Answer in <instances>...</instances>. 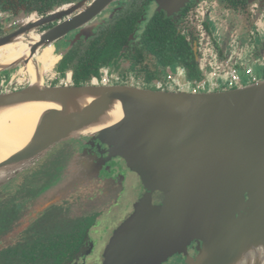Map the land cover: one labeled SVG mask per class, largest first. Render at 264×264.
Wrapping results in <instances>:
<instances>
[{
  "label": "flooded vegetation",
  "instance_id": "flooded-vegetation-1",
  "mask_svg": "<svg viewBox=\"0 0 264 264\" xmlns=\"http://www.w3.org/2000/svg\"><path fill=\"white\" fill-rule=\"evenodd\" d=\"M79 1L26 0V5L19 7L0 0V38L12 35L15 39L13 34L23 30L16 37L20 36L26 45L76 13L41 22L43 19ZM248 4L254 11L264 10V0L113 1L103 10L107 17L93 35L82 39L79 27L69 30L39 49L35 58H43L39 62L40 70L48 86L117 85L184 92V87L176 81L178 77L194 91L199 82L215 81L219 73L225 72L226 82L239 87L259 81L251 65L244 67L249 78L242 81L238 74L236 66L247 61L248 53L254 61L262 59L258 65L264 69V41L260 43L258 56L250 50L244 57L227 51L230 43L237 41L231 29L238 28L239 23L240 26L251 23L250 18L255 17L250 16ZM231 16L235 20L229 21ZM239 38H243L246 45L249 43L248 35ZM10 45L12 40L0 48L2 60L20 49L8 53ZM184 46L185 53L191 55L197 76H191L193 70L175 59ZM165 57L170 58L166 61ZM208 67L212 69L210 76L206 72ZM28 79L25 68L1 72L0 92L23 89ZM219 82L222 87L215 89L217 91L234 89H225V82ZM212 84L217 87L216 82ZM214 147L206 149L209 156L216 157L220 153L212 154ZM79 156H87L92 167L93 163L101 164L102 170L95 169V182L78 187L55 204L35 209L38 195ZM259 162L261 159L251 167L252 179L259 177L255 175ZM175 173L174 169L133 165L97 137L82 136L62 142L0 188V210L9 213L8 222L0 229V251L16 249L13 264H122L132 238L156 226L164 214L183 201L175 188L160 184ZM118 179L122 180L123 190L118 189ZM257 191L256 184L243 190V206L248 208L251 195ZM183 196L190 203H202L205 198L201 193L191 194L190 191ZM127 208L130 213L109 221L107 228L99 230L103 219H113ZM241 213L245 210H236L235 218ZM205 244V237H199L162 264H198ZM38 254V258L32 257Z\"/></svg>",
  "mask_w": 264,
  "mask_h": 264
},
{
  "label": "water",
  "instance_id": "water-1",
  "mask_svg": "<svg viewBox=\"0 0 264 264\" xmlns=\"http://www.w3.org/2000/svg\"><path fill=\"white\" fill-rule=\"evenodd\" d=\"M113 1L80 0L43 19L41 22L76 13L40 34L37 46L29 44V59L0 65V73L21 70L27 64L41 69L35 58L39 49L90 21ZM22 31L13 34L15 38ZM13 39L12 35L0 38V47ZM42 78L43 72L38 85L27 80L23 89L1 91L0 104L92 92L98 96L65 115L42 112L28 144L0 164V187L58 144L82 136L97 137L133 165L174 169L176 173L160 184L175 188L183 198L160 223L132 238L122 264H162L202 236L206 244L198 264H260V252H264V80L225 91L191 93L117 85L48 86ZM99 100H115L121 118L96 132H77ZM211 146H216L212 154L220 151L216 157L206 152ZM259 159L255 166L259 177L252 179L251 167ZM95 171L84 156L71 160L38 195L36 209L55 204L82 184H89L95 176L89 174ZM254 184L258 191L251 195L247 208L241 203L242 192ZM188 191L201 193L204 202H188L183 196ZM239 208L245 213L236 219Z\"/></svg>",
  "mask_w": 264,
  "mask_h": 264
},
{
  "label": "bare ground",
  "instance_id": "bare-ground-1",
  "mask_svg": "<svg viewBox=\"0 0 264 264\" xmlns=\"http://www.w3.org/2000/svg\"><path fill=\"white\" fill-rule=\"evenodd\" d=\"M37 38L38 36L11 56L0 61V65H7L19 59H29L32 52L28 49V45L35 42ZM9 43L2 45L0 48L7 46ZM25 70L29 74L32 84H40V69L35 70L30 64H27ZM97 96L98 92H92L91 94H76L73 97L72 95H57L0 104V164L28 144L38 117L42 112L53 110L58 115H65L80 110L86 103L95 100ZM102 100L97 101V107L90 112L86 122L78 125H81L82 128L77 132L82 134L96 132L121 118L122 113L119 104L115 100ZM260 258V264H262L264 262V252H260Z\"/></svg>",
  "mask_w": 264,
  "mask_h": 264
},
{
  "label": "rangeland",
  "instance_id": "rangeland-1",
  "mask_svg": "<svg viewBox=\"0 0 264 264\" xmlns=\"http://www.w3.org/2000/svg\"><path fill=\"white\" fill-rule=\"evenodd\" d=\"M117 1V0H115ZM116 4V3H115ZM158 6L160 7V5L158 4ZM214 6H216V4H214ZM250 4H248L247 6V9H248V12L251 15H254L255 17H251L250 19L252 20L251 23L248 22L247 23H244L243 25L240 26V23H239V27L238 28H233L231 29L232 30V33L235 34V37H237V41L235 42H231L230 45L228 46V50L227 51H230L232 54H236L237 53V56L239 57H244L247 55V52L248 50H250L251 52L253 53H257L256 56H258V53L260 52V49H261V46H260V43L264 41V10L262 11V9L259 11L256 10L254 11L252 7H249ZM111 8V7H110ZM105 11V10H104ZM104 11L100 14H98L95 18H93L92 20L86 22L85 24H83L82 26H80L78 29H79V32H80V37H82V39H86L88 38L89 36L93 35V33L95 32V29L96 27L102 23V19L103 18H106L107 17V13H104ZM103 16V17H102ZM235 17L231 16L229 18V21L230 20H235L234 19ZM260 18V21H258V19ZM228 27V26H227ZM236 29L238 31V33H236ZM248 35L249 37V43L246 45L245 41L243 38H239L240 36L241 37H244ZM257 38H260V40L258 41ZM263 44V43H262ZM261 44V45H262ZM256 47H255V46ZM11 46H15L14 49H11L13 47ZM22 46H24V42H23V39L18 36L16 37L15 39L12 40V45L8 46V53H13L16 51L17 48H21ZM9 48L11 50H9ZM49 48V47H46V49ZM263 50V49H262ZM249 56H251L249 53H248ZM40 56V55H39ZM246 59L247 61H243L241 64L242 65H237L236 68L238 69V74L240 75L242 81L243 79H245L247 77V75L245 74L244 72V67L245 66H248V65H251L252 69L254 70L253 73L257 75L259 81L258 82H261L264 80V69L261 68L260 65H258V62L262 63V59L261 61H254V59L251 57H249ZM262 57V56H261ZM261 57H259L258 59H260ZM38 62L42 61L43 58L41 57H38L36 59ZM10 69H7L5 70L4 72L2 73H7ZM211 68H206V72L208 73V76H210V72H211ZM42 73V71H41ZM41 76V74H40ZM221 78V79H219ZM249 78V77H247ZM219 81H224V85H225V89H229V87H233V88H237L235 87L234 85H229L227 82H226V73L225 72H222V73H219V77L217 78ZM215 79V81H212V79L208 80L203 86L199 87L197 90H194L193 91V87H191V85H187L184 80L181 78V77H178V79L176 80L178 85L181 86V87H184L185 91L184 92H196V93H200V92H213V91H217L219 89H221L222 87V84L217 80ZM28 81H30V76H29V79ZM216 82L217 83V87H215L212 83ZM243 83V82H242ZM168 85H172L170 82H167ZM244 85H247L244 84ZM169 90H175L172 86H167ZM240 87V86H239ZM217 89V90H215ZM75 159V158H74ZM86 161H87V166L89 167L90 165H92L90 163V160L88 159V157L86 156ZM95 162V161H94ZM68 165V164H67ZM93 166L92 167L94 170L97 168L98 170H102V166L100 163H93ZM70 172H73V170L71 169ZM97 170L95 172H92L89 174V176L91 175H94L96 176V173ZM83 173L85 175V168L83 170ZM95 176H93L91 179H90V182H95ZM116 182V181H115ZM82 183V182H81ZM93 184V183H92ZM117 186H118V189H121L122 188V180L121 179H118V182L116 183ZM82 185H85V184H82ZM123 190V188H122ZM127 198H129V195L127 194L126 195ZM119 209L118 207L115 208V211L117 212ZM125 212H119L117 214H115V218L113 219H103V221H101L102 224L99 225V230L102 229V228H107V225L109 223V221L111 220H119L121 218H123L124 216H126L128 213H130L129 209L127 208L126 210H124ZM97 230V229H96Z\"/></svg>",
  "mask_w": 264,
  "mask_h": 264
},
{
  "label": "trees",
  "instance_id": "trees-1",
  "mask_svg": "<svg viewBox=\"0 0 264 264\" xmlns=\"http://www.w3.org/2000/svg\"><path fill=\"white\" fill-rule=\"evenodd\" d=\"M7 3H13V5H17L19 7L25 6V1L26 0H6ZM25 4V5H24ZM182 52L177 55L175 59L179 60V62H181L182 64L186 65L187 67H189L191 70H193L192 65H193V60L191 58V55H187L188 53H185V51L187 50L186 46L182 47ZM170 57H165L164 59L166 61L169 60ZM171 60V59H170ZM174 60H172L173 62ZM191 76H197V74L195 73V70L192 71ZM4 186V185H3ZM1 188V187H0ZM1 196V193H0ZM35 209H36V203L34 205ZM8 217H9V213H4L2 210H0V229H1V225H6V223L8 222ZM1 248V246H0ZM16 249H7V250H3L0 251V264H13V258L14 260H16V254L17 251H15ZM25 252L28 255V251L25 250ZM39 254L37 256H32L35 258H38Z\"/></svg>",
  "mask_w": 264,
  "mask_h": 264
},
{
  "label": "built area",
  "instance_id": "built-area-1",
  "mask_svg": "<svg viewBox=\"0 0 264 264\" xmlns=\"http://www.w3.org/2000/svg\"><path fill=\"white\" fill-rule=\"evenodd\" d=\"M233 79L234 80H237V77H233ZM204 85V82H199L198 84H197V88H199V87H201V86H203Z\"/></svg>",
  "mask_w": 264,
  "mask_h": 264
},
{
  "label": "crops",
  "instance_id": "crops-1",
  "mask_svg": "<svg viewBox=\"0 0 264 264\" xmlns=\"http://www.w3.org/2000/svg\"><path fill=\"white\" fill-rule=\"evenodd\" d=\"M244 85V84H243Z\"/></svg>",
  "mask_w": 264,
  "mask_h": 264
}]
</instances>
